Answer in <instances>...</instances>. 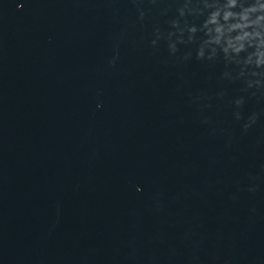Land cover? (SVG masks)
Returning a JSON list of instances; mask_svg holds the SVG:
<instances>
[{
    "label": "water",
    "instance_id": "water-1",
    "mask_svg": "<svg viewBox=\"0 0 264 264\" xmlns=\"http://www.w3.org/2000/svg\"><path fill=\"white\" fill-rule=\"evenodd\" d=\"M181 3L0 0V264H264V85Z\"/></svg>",
    "mask_w": 264,
    "mask_h": 264
},
{
    "label": "clouds",
    "instance_id": "clouds-1",
    "mask_svg": "<svg viewBox=\"0 0 264 264\" xmlns=\"http://www.w3.org/2000/svg\"><path fill=\"white\" fill-rule=\"evenodd\" d=\"M177 12L178 19L170 23L179 32L180 39L172 42L174 33L168 34L172 53L178 51L176 43L195 42L199 33L198 60L221 58L226 66L239 68L236 77L225 71L226 78H244L248 88L264 85V3L259 0H182ZM189 17L199 20V24L190 22ZM189 56L190 53L184 59ZM235 103L239 106L243 101L237 99ZM250 120L254 122L255 117Z\"/></svg>",
    "mask_w": 264,
    "mask_h": 264
}]
</instances>
